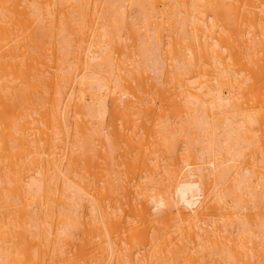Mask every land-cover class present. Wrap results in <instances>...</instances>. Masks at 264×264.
Masks as SVG:
<instances>
[{"label":"bare ground","instance_id":"obj_1","mask_svg":"<svg viewBox=\"0 0 264 264\" xmlns=\"http://www.w3.org/2000/svg\"><path fill=\"white\" fill-rule=\"evenodd\" d=\"M0 264H264V0H0Z\"/></svg>","mask_w":264,"mask_h":264},{"label":"rangeland","instance_id":"obj_2","mask_svg":"<svg viewBox=\"0 0 264 264\" xmlns=\"http://www.w3.org/2000/svg\"><path fill=\"white\" fill-rule=\"evenodd\" d=\"M152 73H150V75H151ZM151 76H154V74H152Z\"/></svg>","mask_w":264,"mask_h":264}]
</instances>
